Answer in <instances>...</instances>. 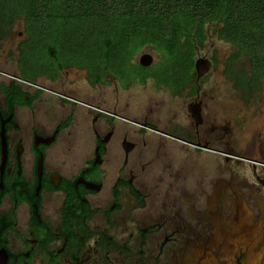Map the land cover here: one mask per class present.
<instances>
[{
    "label": "flooded vegetation",
    "instance_id": "flooded-vegetation-1",
    "mask_svg": "<svg viewBox=\"0 0 264 264\" xmlns=\"http://www.w3.org/2000/svg\"><path fill=\"white\" fill-rule=\"evenodd\" d=\"M25 33L0 58V264H264L261 88L227 118L180 60L142 82L147 46L100 74Z\"/></svg>",
    "mask_w": 264,
    "mask_h": 264
},
{
    "label": "trees",
    "instance_id": "trees-1",
    "mask_svg": "<svg viewBox=\"0 0 264 264\" xmlns=\"http://www.w3.org/2000/svg\"><path fill=\"white\" fill-rule=\"evenodd\" d=\"M19 19L29 34L23 56H67L61 66L93 65L100 74L107 64H129L146 46L168 59V69L180 60L193 74L213 26L217 38L237 48L224 71L235 86L260 89L264 81V0H0V34ZM245 59L249 67L239 63ZM148 76L143 65L141 81Z\"/></svg>",
    "mask_w": 264,
    "mask_h": 264
},
{
    "label": "rangeland",
    "instance_id": "rangeland-1",
    "mask_svg": "<svg viewBox=\"0 0 264 264\" xmlns=\"http://www.w3.org/2000/svg\"><path fill=\"white\" fill-rule=\"evenodd\" d=\"M208 31V39L207 41L199 46L196 53V58H208L211 62V68L207 72V81L205 83V87L207 89H215L214 94L219 97V101L221 103V110L223 113L230 117V113L233 110H243L244 113L246 112L247 108H242L244 101L242 100V96L240 92L236 91V86L231 79L224 75V71L226 68L228 58L237 51V48L232 44L220 40L217 38V34L215 30H212L213 26H209ZM23 32V37L20 33ZM28 35L25 33V22L23 19L17 20L13 27L12 31L9 35V38L6 40H0V58H9L10 56H14L15 58L19 56L20 53V41L26 39ZM142 53H150L153 56L154 60H157L159 54L153 47L147 46ZM15 61V60H14ZM244 61V62H243ZM239 63L245 65L246 67L250 66L249 60H239ZM244 63V64H243ZM15 62L9 61L8 67L14 68ZM83 83V81H80ZM85 88V87H84ZM261 91L258 92L256 98H253L250 103L252 105L260 104L264 105V81L261 86ZM151 85L142 86L141 87V94L143 99L147 100L151 96ZM161 97V94H160ZM246 106V105H245ZM237 107V108H236ZM255 107L248 108L250 111H253ZM263 108V107H262ZM261 109V108H260ZM238 110V111H239ZM249 111V112H250ZM246 112L245 114H247ZM256 114L258 112H255ZM228 118V117H227ZM259 118V117H258ZM251 120V119H250ZM255 121V120H254Z\"/></svg>",
    "mask_w": 264,
    "mask_h": 264
},
{
    "label": "water",
    "instance_id": "water-1",
    "mask_svg": "<svg viewBox=\"0 0 264 264\" xmlns=\"http://www.w3.org/2000/svg\"><path fill=\"white\" fill-rule=\"evenodd\" d=\"M154 59L150 53H144L141 57V63L144 66H149L153 63ZM196 72L198 73L199 77L206 74L209 69L211 68V61L208 58H197L195 62Z\"/></svg>",
    "mask_w": 264,
    "mask_h": 264
}]
</instances>
